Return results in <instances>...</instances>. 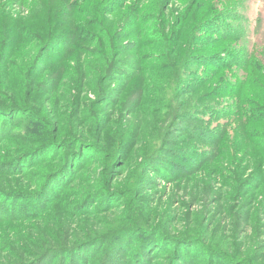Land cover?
I'll return each mask as SVG.
<instances>
[{"label":"rangeland","instance_id":"1","mask_svg":"<svg viewBox=\"0 0 264 264\" xmlns=\"http://www.w3.org/2000/svg\"><path fill=\"white\" fill-rule=\"evenodd\" d=\"M70 1L3 2L0 44L19 56L0 58V109L17 108L0 118V264L85 239L79 264L117 240L119 264L138 243L143 264H167L176 243L182 264H230L199 242L264 264V119L243 124L264 111V61L249 79L222 66L264 56V0H220L197 35L185 19L207 0ZM91 18L93 42L69 47ZM130 210L146 227L126 230Z\"/></svg>","mask_w":264,"mask_h":264},{"label":"trees","instance_id":"2","mask_svg":"<svg viewBox=\"0 0 264 264\" xmlns=\"http://www.w3.org/2000/svg\"><path fill=\"white\" fill-rule=\"evenodd\" d=\"M4 1L5 0H0V15L3 16V17L9 18L11 13H13V12H9V11L3 9L4 8V5H3ZM78 1L80 2V0H71L70 1L71 5H72L71 7L72 8H74L75 6L77 7V5H74V3L78 2ZM102 1H104V0H102ZM198 1L199 0L196 1L197 2V6H198ZM33 2H34V0H33ZM29 3H32V0H31V2H28L26 4H29ZM37 3H38L39 6L41 5L40 1L37 2ZM201 3H203V2H201ZM219 3H221L220 0H207V5H209V7L207 6L205 12H202V11L199 10V11H197V13L187 17L185 19V22L187 21L186 22L187 26L190 23L191 24L194 23V26L192 25V29H193V31L194 30L196 31V35H197V33L202 31V29L206 26V23H215L216 20L222 19L223 13L227 9V7H223V3L222 4H219ZM18 13L20 14L21 12L18 11ZM32 15H35L33 10H32ZM29 16H30V13H28V15L26 16L27 18H25V19L23 18V21H24L23 27L17 28L16 33L18 34V36H20V34H23L24 27H26V22H27V20H29ZM93 24H95V22H94L93 18H91L90 21L88 20L85 25H83L82 27H79V29L74 30L75 32L73 33V35L72 36L69 35L68 39L66 40L68 46L77 48V47H79L78 45L81 42H87V41H90V40H91L90 43H92L93 39H95V36H96L95 32L91 31L90 28L85 27V26L93 25ZM221 27L222 26H220V29H218V26H217L216 30H213V31H215V33H217L219 35H228L227 32L223 34L222 31H220V30L223 29V27H222V29H221ZM103 30L105 32V31H107V28H105V29L103 28ZM218 30L220 32H218ZM181 34L183 35L184 32H182ZM1 36H2V34L0 35V38H1ZM185 36L189 37L187 34H185ZM209 39H207V40H209ZM195 40H198L197 37L195 38ZM207 40H206V42H209ZM203 42H205V41L203 40ZM181 47H183V45ZM180 53H181V51H180ZM227 54H228V52L225 55H227ZM185 55L186 54L184 53V56H183L184 59H185ZM18 56H19V51H18V49H16V47H12L11 44L4 43V42H2L0 44V58L1 59H4L5 61H6V59H9V61H11L12 60L11 58H13V57L18 58ZM217 56H219V54L213 53L208 58L209 59H214V58L216 59ZM220 57L221 56H219L218 58H220ZM263 58H264V56H262L261 59H259V58H256L255 55H254V57L252 55L250 57H245L244 60L241 61L240 54L238 52H235L234 54H231V55L229 54V57L225 58V60L226 59L229 60V64L225 63V65H222V66L227 67L229 69L230 66H236V65L241 66V65L245 64V67H244V71L246 73L245 76H246V79H249L252 76L251 71L253 70L255 64H256L257 68H262V63L264 61ZM5 61H3L2 63H4ZM184 62H185V60H184ZM200 65H203V64H200ZM255 69H256V67H255ZM212 70H214V69H212ZM209 73H212V71H209ZM263 79H264V77H263ZM243 89L245 90V86L243 87ZM14 109L16 110L17 108H13L12 110H6V111H2L0 109V118H2L6 114L7 115L13 114L12 111H15ZM257 110H258V108H253V110H251L249 112H246L245 114L242 113L244 118H246V124L243 122V124L246 127H248L249 125H252V121L253 120H256V119H259V118L264 119V111H262L261 113L257 114ZM238 113H240V112H238ZM238 113H237V115H238ZM225 115H229V113L225 112ZM12 117H13V115H12ZM238 120H239V115H238V118H236L235 123L238 122ZM3 128H4V126L2 125V127H0V142H4L10 136L7 133V131L9 132L11 129H6L3 133H1V130ZM245 134L249 136L252 133L251 132L250 133L246 132ZM148 160H150V159H148ZM164 170H165V167L163 168V170H156V172H157L158 175H160L162 172H164ZM185 174L186 173H182L178 177L182 178V175H185ZM47 192H49V190ZM31 210H32L31 208H27L25 213L30 212ZM130 212H131V214H129V217L132 220H134L135 226L131 227V228H126V230H128L130 232H135L137 229H143L142 226L146 227V225L140 224V222L136 221L138 218H136V216H134L135 214L132 213L134 211L130 210ZM120 229L118 231L115 230V231H112V232L107 230L106 233L102 234L99 237L97 236V238H94L95 239L94 241L98 240L100 242V241H103V239H107L108 237L110 238V237H112V235H115V234L121 232L122 230H120ZM123 230H125V229L123 228ZM163 235L166 236L165 232L163 233ZM139 237H141V236H139ZM166 237H169V236H166ZM171 238L172 237H169L168 239L171 240ZM137 239H138V235H137ZM175 239H177L176 242H179L178 237H176ZM92 240L93 239H85V240L75 241L74 243L69 244V245H60V246H57V247L47 248V249H45V250H43L41 252L32 254L29 258L21 257L22 258L21 260H18L16 262L9 263V264H53V262H55L57 260V258H58V262H55V264H79L78 263L79 262V256L83 253V251H85L86 247L89 245L87 243L91 242ZM114 240L116 241L117 239H114ZM114 240H111V241H114ZM116 243L117 244L119 243L117 249L116 248L115 249L109 248V250H108L106 248L103 251H101V253L99 252L100 254L97 255V257H95V255H94L93 257H90L88 259V261L86 259L83 264H115V263L119 264L120 261L117 260L118 254L120 252L119 251V248H120L119 247L120 246L119 240H117ZM166 243L170 244V241H166ZM179 245L180 244L176 243L175 244V252H173V254H172V256L170 258L165 259L167 264H182V260L183 259L182 260L177 259L178 256H179V253H180V250L177 247ZM199 245L201 247L205 248V250L208 251L209 253H216V254H219V255H223L224 258L225 257L228 258V261H230V264L231 263H233V264L241 263L234 256H232L231 254H228L225 251L216 250L214 248H211L209 245L201 244L200 242H199ZM139 246L140 245L138 243L137 246L135 247L134 251H133V248L130 249L131 251L130 250L128 251V253L133 251V255H134V257H136L137 261L141 258L140 261H138L137 263H133V264H143V261H142L143 253L139 254L138 257L136 256L137 255L136 248L137 249L140 248ZM128 253L125 254V252H124V256H122V258H123V261L126 264H131L132 262L130 261V259L126 258ZM171 253L172 252H170V254ZM131 255H132V253H131ZM134 257H133V259H134ZM180 259H181V255H180ZM108 261H109V263H108ZM120 264H123V262L120 263Z\"/></svg>","mask_w":264,"mask_h":264}]
</instances>
